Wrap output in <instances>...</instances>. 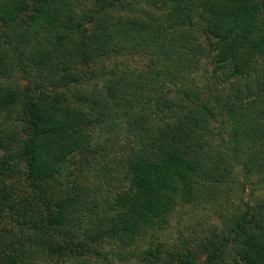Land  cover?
Instances as JSON below:
<instances>
[{"label":"trees","instance_id":"obj_1","mask_svg":"<svg viewBox=\"0 0 264 264\" xmlns=\"http://www.w3.org/2000/svg\"><path fill=\"white\" fill-rule=\"evenodd\" d=\"M1 116L0 264H264V0H0Z\"/></svg>","mask_w":264,"mask_h":264},{"label":"rangeland","instance_id":"obj_2","mask_svg":"<svg viewBox=\"0 0 264 264\" xmlns=\"http://www.w3.org/2000/svg\"><path fill=\"white\" fill-rule=\"evenodd\" d=\"M25 83V82H24ZM4 116H6V115H4ZM4 116H1L0 117V122H2L3 121V117ZM8 117V119L10 120L9 122H11V123H13L14 122V120L16 119V117H14V116H7Z\"/></svg>","mask_w":264,"mask_h":264}]
</instances>
